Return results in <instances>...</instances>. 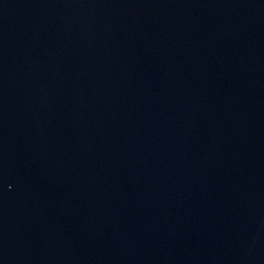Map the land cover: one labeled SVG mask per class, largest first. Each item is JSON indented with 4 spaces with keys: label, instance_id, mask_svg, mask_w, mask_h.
<instances>
[{
    "label": "water",
    "instance_id": "1",
    "mask_svg": "<svg viewBox=\"0 0 264 264\" xmlns=\"http://www.w3.org/2000/svg\"><path fill=\"white\" fill-rule=\"evenodd\" d=\"M0 264H264V0H0Z\"/></svg>",
    "mask_w": 264,
    "mask_h": 264
}]
</instances>
